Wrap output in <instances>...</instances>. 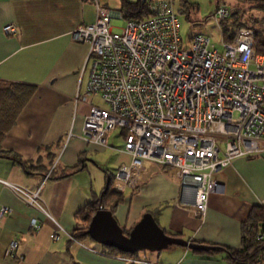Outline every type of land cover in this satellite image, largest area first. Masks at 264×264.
I'll return each mask as SVG.
<instances>
[{"label": "crops", "instance_id": "crops-1", "mask_svg": "<svg viewBox=\"0 0 264 264\" xmlns=\"http://www.w3.org/2000/svg\"><path fill=\"white\" fill-rule=\"evenodd\" d=\"M94 2L109 10V0H0V82L35 87L0 147L25 161L26 168H36L24 169L0 157V264H138L125 259L228 264L223 251L179 246L151 255L140 251L133 256L115 255L82 233L86 224L76 213L99 196L107 179L96 181L87 171L91 154H104L109 148L115 168L129 162L121 151L120 130L104 133L103 145L89 144L81 135L85 114L91 106H98L85 93L87 46L74 42L71 32L94 22ZM112 5L116 13L111 15L120 16V1ZM6 24L14 26V35L2 32ZM212 178L218 187L207 195L204 214L195 217L192 192L180 185L173 169L155 166L134 189L121 191L122 201L112 216L128 232L144 213H150L157 226L175 238L237 249L241 225L264 198V150L231 160ZM4 183L37 194L39 203L61 228L56 241L49 238L53 222L23 203ZM109 204L107 201L102 209L108 210ZM31 220L38 224L37 229L32 228ZM73 234L77 236L72 239ZM10 242L16 247L8 252Z\"/></svg>", "mask_w": 264, "mask_h": 264}, {"label": "built area", "instance_id": "built-area-1", "mask_svg": "<svg viewBox=\"0 0 264 264\" xmlns=\"http://www.w3.org/2000/svg\"><path fill=\"white\" fill-rule=\"evenodd\" d=\"M94 6V22L71 32L74 42L87 46L85 93L104 104L85 114L83 139L103 145L104 133L122 131L121 151L129 163L113 173V189H134L151 168L168 167L192 192V214L203 215L207 195L218 187L212 174L235 158L264 150V51L254 52L248 27L237 29L231 42L221 39V51L202 35H191L183 49L170 0L149 2L147 16L123 20L118 33L110 26L111 13L96 2ZM229 13L220 2L210 18L218 24ZM2 32L14 35L16 29L6 24ZM4 184L53 222L49 238L56 241L61 228L37 194ZM258 205L262 221L254 238L264 242V198ZM30 224L38 228L34 220ZM15 247L10 242L8 252ZM255 264H264V244Z\"/></svg>", "mask_w": 264, "mask_h": 264}, {"label": "trees", "instance_id": "trees-1", "mask_svg": "<svg viewBox=\"0 0 264 264\" xmlns=\"http://www.w3.org/2000/svg\"><path fill=\"white\" fill-rule=\"evenodd\" d=\"M120 7L118 9V13L123 20H139L147 16V4L153 0H119ZM256 2L260 5H263L264 8V0H236V2ZM183 6H190L185 0H181ZM220 2L226 3L224 0H214V10ZM229 16L225 19L219 21V31L221 34V39L224 42H231L233 36L237 29L240 27H245L243 24L238 22L237 24H233L235 22V12L231 9ZM253 32V43L252 47L254 52L260 54L264 51V28L260 31L252 30ZM35 87L34 85L24 84V83H3L0 82V142L8 131V129L13 125L16 117L25 106L29 98L34 93ZM123 136V132L120 131ZM0 157L7 158L12 162L20 165L24 169L35 170L36 168L27 167L26 162L21 160L15 154H12L8 151H4L0 147ZM168 168V167H167ZM52 173V172H50ZM106 186L104 190L99 194L97 198L93 201L89 202L84 206V208L77 211L76 216L81 217L84 224L81 229L83 234H86L85 231L87 229V224L100 206L106 204L108 201L110 204L108 205V211L111 216L113 215L116 206L122 201V193L117 192L113 189V175L106 176ZM113 217V216H112ZM262 221V209L260 207L252 208L250 214L248 215L246 221L241 225L240 232V246L237 249H230L227 247H221L212 245L213 249L210 251H223L225 253V258L228 264H255L260 259L261 250L263 248V241L255 240L254 236L257 232L258 226ZM123 231V229H122ZM163 231V230H162ZM124 234L127 232L123 231ZM163 233L170 237H176V235H172L163 231ZM77 234L72 235V239L75 238ZM190 243L197 244L195 241L190 240ZM200 245V244H198ZM109 253L115 255H124V256H133V254L122 253L111 247H104Z\"/></svg>", "mask_w": 264, "mask_h": 264}, {"label": "rangeland", "instance_id": "rangeland-1", "mask_svg": "<svg viewBox=\"0 0 264 264\" xmlns=\"http://www.w3.org/2000/svg\"><path fill=\"white\" fill-rule=\"evenodd\" d=\"M109 12L116 13L115 7L112 5L117 0H109ZM172 9L177 17L179 26V35L183 49H187V40L191 35H202L209 38L210 45L218 51L222 50L221 34L219 31V24L214 23L210 15L214 11V0H185L190 6H183L181 0H170ZM224 3L229 9L235 12L234 25L240 22L245 27L251 30L262 31L264 28V8L263 5L256 2H236V0H224ZM114 9V10H113ZM238 21V22H237ZM219 23V22H218ZM110 26L114 33H118L123 26V19L120 16H113L110 19ZM88 101L104 107V104L96 95L88 97ZM115 133L118 129H115ZM109 153H113L112 149L106 148L104 154H91L89 163L87 164V171L95 178L102 181L105 176L112 175L116 171L117 164L110 159ZM94 162V163H92ZM124 162V161H123ZM123 165H128L125 161ZM121 165V164H120ZM119 165V166H120ZM94 167V168H93ZM140 253L154 254L147 251H140Z\"/></svg>", "mask_w": 264, "mask_h": 264}, {"label": "water", "instance_id": "water-1", "mask_svg": "<svg viewBox=\"0 0 264 264\" xmlns=\"http://www.w3.org/2000/svg\"><path fill=\"white\" fill-rule=\"evenodd\" d=\"M86 234L91 240L102 246L111 247L127 254L143 250L158 252L170 246L200 251L213 249L210 246L198 245L165 235L150 213H144L131 229L124 234L110 212L100 206L90 218Z\"/></svg>", "mask_w": 264, "mask_h": 264}]
</instances>
